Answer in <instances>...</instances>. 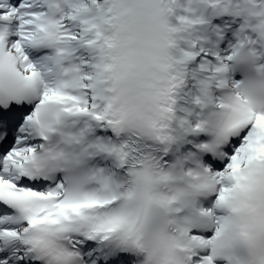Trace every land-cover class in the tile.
Returning <instances> with one entry per match:
<instances>
[{
  "label": "snow or ice",
  "instance_id": "obj_1",
  "mask_svg": "<svg viewBox=\"0 0 264 264\" xmlns=\"http://www.w3.org/2000/svg\"><path fill=\"white\" fill-rule=\"evenodd\" d=\"M0 264H264V0H0Z\"/></svg>",
  "mask_w": 264,
  "mask_h": 264
}]
</instances>
